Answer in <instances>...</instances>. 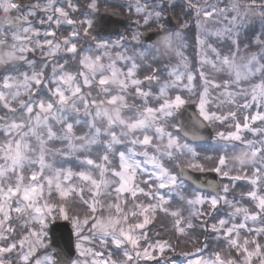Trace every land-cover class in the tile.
<instances>
[{
    "label": "snow or ice",
    "instance_id": "obj_1",
    "mask_svg": "<svg viewBox=\"0 0 264 264\" xmlns=\"http://www.w3.org/2000/svg\"><path fill=\"white\" fill-rule=\"evenodd\" d=\"M79 7L0 0V264H56L36 254L60 220L78 252L61 264H264V0H185L197 29L194 70L181 31L159 23L175 0H135L137 27L155 24L162 33L136 57L123 37L93 35L91 18L71 15ZM100 10L90 0L89 16ZM181 19L176 29L191 26ZM256 24L257 51H249L243 41ZM62 25L72 27L58 36ZM81 36L87 47H78ZM138 60L151 61L142 77ZM213 126L222 154L201 156L195 142ZM241 180L251 207L229 196ZM158 213L170 229L152 232ZM165 230L175 241L161 236ZM195 231L204 233L202 245L183 250Z\"/></svg>",
    "mask_w": 264,
    "mask_h": 264
},
{
    "label": "trees",
    "instance_id": "obj_2",
    "mask_svg": "<svg viewBox=\"0 0 264 264\" xmlns=\"http://www.w3.org/2000/svg\"><path fill=\"white\" fill-rule=\"evenodd\" d=\"M21 2H32V0H21ZM90 0H73V3H77L79 4L81 7H79V9L76 12L71 13V15L74 18L77 19H85V18H91L93 20V28L90 30L92 32L93 35H98L97 30H98V16L102 11L105 10H109V9H115V10H119L122 14H124L127 17V27L129 28L131 27L134 22L136 21V19L138 18L136 15L133 14V11L130 13L128 12L125 7L120 3L119 0H98V3L101 5V10L99 13H95V14H91L89 16V12H88V5H89ZM175 3L177 4V7L173 8L171 11H169L168 13H172L174 14L175 17L179 18L180 23L182 24V15H185V0H175ZM81 13H84V15H81ZM2 15V14H1ZM3 18V15L1 16ZM185 18L187 20H191V16H185ZM132 24V25H131ZM194 26H191L189 28L186 29V34L189 35V45L190 48L188 50L190 56L194 55V69L198 66V62L195 60L196 59V32L193 28ZM152 28H155V25H153ZM141 30H145L147 28L140 26ZM66 30V29H65ZM82 31V29H81ZM125 36L127 37H131L129 30L125 29L124 31ZM67 34V33H65ZM257 33H255V30H253V32H247L245 34V39H244V43H247L249 45V51H256L257 48L253 46L252 43V37L255 35L256 36ZM79 44L78 47L80 48H84L87 47L89 40L88 37H84L81 36L79 38ZM160 43V39H158L157 41L154 42V44H159ZM144 46V45H143ZM174 52H176V49L174 47L171 48L170 53H169V59L171 60V63H173L174 61ZM191 56V57H192ZM162 60H164V57H161ZM151 61H139L140 65H141V70L138 72V74L142 77L144 74H146L143 71V66L145 63H150ZM73 64H75V61H72ZM157 67H161L163 68L164 65H157ZM213 76H215L217 79H220L221 75L220 73H212ZM160 77L161 79L166 78V72H161L160 73ZM199 85V83H198ZM213 95H216L215 92L212 93ZM215 102H213V108H214ZM229 109H227V105H225L221 111L224 112V114L227 113ZM232 110H235L234 108ZM240 115V114H238ZM257 126V125H255ZM216 126H213V129L215 131ZM220 130H225L223 127L220 128ZM245 136L249 139H253L252 135L249 134L248 132L245 134ZM2 138V137H0ZM183 142V141H182ZM195 147L197 149V152L201 155V156H212L213 158H215L217 155L222 154L219 153L217 151L218 148V143H214V142H208V143H200V144H195ZM75 163V162H73ZM76 165H73V167H75ZM222 183H225L227 181L225 180H221ZM191 187V186H190ZM230 193L229 196L230 198L235 197L237 200L240 201V203L245 204L246 206L251 207V205L248 202V199L246 196H244L243 194L246 193L249 190V186L247 181L241 180L235 183L234 186L230 185ZM187 194V193H185ZM173 204L177 205V198L174 196L173 197ZM179 206V205H177ZM161 227H164L165 229H170L171 228V221L170 218L163 215V213H158L156 220L154 222V225H151L150 228L152 229V232H155L157 230H159ZM152 232H150V235L152 234ZM161 236L163 237H172L173 241H175V236H173V234L170 231H162ZM192 239L189 241H184L181 244V248L185 251H194L196 247H200L203 243L204 240V233L201 231H195L191 233Z\"/></svg>",
    "mask_w": 264,
    "mask_h": 264
},
{
    "label": "water",
    "instance_id": "obj_3",
    "mask_svg": "<svg viewBox=\"0 0 264 264\" xmlns=\"http://www.w3.org/2000/svg\"><path fill=\"white\" fill-rule=\"evenodd\" d=\"M170 28H176L178 25L177 20L173 16L168 17ZM126 19L119 13L114 12L112 10L101 13L99 17V29L98 33L100 36L106 37L111 35H118L120 33V29L123 25H125ZM162 35L160 30L155 31H147L143 33V38L145 42H150L156 40ZM193 108H189L187 112L184 113L183 119L187 121L190 117ZM200 135H202L205 139L199 140L196 142H207L213 139L214 132L212 128H206L201 131ZM194 178H199V180H220L217 174L206 172H191L190 173ZM221 182V181H220ZM50 249L54 251V256L57 259L56 264H61V261L74 259L76 256L77 250L75 247V237L72 233L71 226L66 221H59L53 230L50 232Z\"/></svg>",
    "mask_w": 264,
    "mask_h": 264
},
{
    "label": "rangeland",
    "instance_id": "obj_4",
    "mask_svg": "<svg viewBox=\"0 0 264 264\" xmlns=\"http://www.w3.org/2000/svg\"><path fill=\"white\" fill-rule=\"evenodd\" d=\"M120 1V3L125 7V9L128 11V12H132L133 11V14L134 15H136L138 18L137 19H139L140 17L135 13V8H134V4H135V0H119ZM132 3L133 4V7L131 8V9H129V7H128V5H129V3ZM142 2H143V0H142ZM4 15L2 12H0V20H2V15ZM136 19V20H137ZM192 20H193V18H192ZM189 22V24H191V26H194V24H192V21H188ZM160 23V22H159ZM132 25V24H131ZM141 26H143V24H142V22H141ZM190 26V27H191ZM37 27H40L39 25H37ZM71 27L72 26H68V25H62L59 29H58V36H64V35H67L68 34V32L71 30ZM194 28V30H195V32H196V43H197V29L195 28V26L193 27ZM66 29V30H65ZM177 30H180L181 31V33H182V37H183V41H182V43H183V45H184V47H183V51H184V55L187 57V62L189 63V66H190V69H192V70H194V55L191 57L190 56V54H189V52H188V50H189V48H190V45H189V43H190V41H189V35L188 34H186V29H183V28H180V29H177ZM253 30H255V33H257L256 35H258L259 33H260V31H261V29H260V26H259V24H256V25H254L251 29H249V32L251 33V32H253ZM137 32H139L140 33V31L138 30V27H137V25H136V23L134 22V26H133V29L131 30V35L133 36L135 33H137ZM65 33H67V34H65ZM140 37H141V33H140ZM253 39H252V43H253V46L255 47V45H254V38H255V35L252 37ZM132 39V38H131ZM134 41V40H133ZM113 42H115V41H113ZM123 42V41H122ZM140 42H141V38H140V40L137 42V41H135L133 44L135 45V44H139L140 45ZM211 43H213L215 46H217V47H219V48H221V50H223V45H219L214 39L213 40H211L210 41ZM124 43V42H123ZM134 45L132 46L131 44H125L124 43V46H125V48L127 49V55H129V56H133V57H136L137 55H138V53H140V52H142L143 50V47H141V45L139 46L140 48H142V49H139V48H135L134 47ZM172 47H174L175 49H176V51L178 50L177 49V46H176V43L174 42L173 44H172ZM171 47V48H172ZM257 51V50H256ZM176 52H174V61H173V63L172 64H176L177 63V61L179 60V57L178 56H176V54H175ZM198 53H199V48H198V45L196 44V61L198 62ZM139 61L140 60H138L137 62L139 63ZM214 74H215V72H213ZM139 75V74H138ZM140 76V75H139ZM166 77H167V72H166ZM165 79V78H164ZM164 79H161V81H163ZM198 87H199V85H197ZM158 88H159V85H153V91L155 92V91H158ZM104 109H107V110H109V111H111V109L109 108V106L107 105V104H105V105H103L102 106ZM227 109H229V106L227 105ZM255 125H259V122H257L256 124H254V125H252L253 127H256ZM262 127H264V126H262ZM247 132H245L244 133V135L246 134ZM249 134H251L252 135V138L254 139V138H256L257 137V134H254V133H252V132H248ZM214 142H216V143H218L217 142V140L216 139H214ZM93 155H96V152L94 151L93 152ZM73 165H75V163H73ZM76 238V237H75ZM85 247H90L91 245H89V244H87V243H85V245H84ZM97 247H99V245L97 244L96 245ZM38 257H43L44 255H51V256H53V254H52V251L49 249V247L47 248V249H39L38 251H37V254H36ZM54 257V256H53ZM78 258V252H77V256H76V258L75 259H77ZM54 259H55V257H54Z\"/></svg>",
    "mask_w": 264,
    "mask_h": 264
}]
</instances>
